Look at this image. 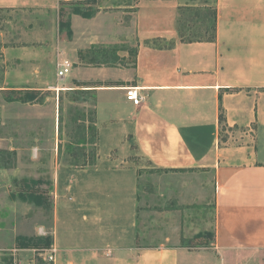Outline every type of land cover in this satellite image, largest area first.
<instances>
[{"label": "crops", "instance_id": "crops-1", "mask_svg": "<svg viewBox=\"0 0 264 264\" xmlns=\"http://www.w3.org/2000/svg\"><path fill=\"white\" fill-rule=\"evenodd\" d=\"M213 2L214 39L189 43L179 32L182 0H138L136 57L128 79V70L119 68L125 51L92 48L110 38L91 34V42L70 51L68 76L84 82L94 97L98 155L66 171L65 179L56 176V264H264V0ZM203 3L196 6L204 8ZM16 7L55 5L0 0V8ZM46 49L8 51L10 59L31 67L22 68L16 89L66 90L61 82L67 77H57V85L44 76L47 59L56 54ZM97 51L111 52L116 63L104 64ZM12 74L6 73L8 85ZM131 87L143 99L139 106L126 98ZM142 169L213 171L211 247L142 243ZM156 191V197L168 195L167 187ZM60 207L70 214L67 242L59 239ZM82 232L87 242L75 240Z\"/></svg>", "mask_w": 264, "mask_h": 264}, {"label": "rangeland", "instance_id": "rangeland-1", "mask_svg": "<svg viewBox=\"0 0 264 264\" xmlns=\"http://www.w3.org/2000/svg\"><path fill=\"white\" fill-rule=\"evenodd\" d=\"M53 1L54 8L0 11V264H25L32 259L35 264H53L44 256L55 246L56 176L65 179L66 171L79 169L98 155L94 97L85 83L71 75L61 82L66 90L60 94L16 89L22 68L31 67L10 59L8 51L53 47L55 58L47 59L43 73L57 85L58 62H73L70 51L91 42V34L111 39L96 44L94 50L109 47L125 51L119 67L128 70L125 78L130 77L135 63L138 0ZM202 1L205 7H197L200 2L204 5ZM214 4L213 0H182L180 28L186 36L190 31L195 37H213ZM106 52L97 51L98 57L102 55V62L111 66L116 58ZM8 71H13L10 85L5 82ZM146 165L141 162V166ZM141 171L142 243L189 250L211 247L216 233L213 171ZM159 186L167 187V196H155ZM147 192L153 195L146 196ZM59 218V239L67 242L70 214L60 207ZM75 229L83 231L80 226ZM75 240L89 239L82 232Z\"/></svg>", "mask_w": 264, "mask_h": 264}, {"label": "built area", "instance_id": "built-area-1", "mask_svg": "<svg viewBox=\"0 0 264 264\" xmlns=\"http://www.w3.org/2000/svg\"><path fill=\"white\" fill-rule=\"evenodd\" d=\"M67 1V0H64ZM73 69V63L70 62L69 60H61L57 64V77L59 79H64L68 77L70 74L71 70ZM126 98L128 101L132 102L134 105L139 106L142 102L143 99L139 94V91L137 88L131 87L126 90ZM57 248L54 246L44 256V260L49 263H56V258H57ZM35 259H32L31 261H28L25 264H35Z\"/></svg>", "mask_w": 264, "mask_h": 264}, {"label": "trees", "instance_id": "trees-1", "mask_svg": "<svg viewBox=\"0 0 264 264\" xmlns=\"http://www.w3.org/2000/svg\"><path fill=\"white\" fill-rule=\"evenodd\" d=\"M2 10H9V8H0V11ZM214 22H215V19H214ZM179 32H180V35L183 39L184 42H200V41H210V40H213L214 37H215V23H214V35L212 38H201V37H195V34L191 33L190 31L188 32L187 36L184 34V32L181 30V28L179 27ZM104 64H107V63H104ZM221 121L223 122L224 121V116L223 114L221 115ZM95 122V120H94ZM93 128H89V130H92Z\"/></svg>", "mask_w": 264, "mask_h": 264}]
</instances>
